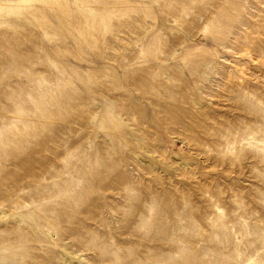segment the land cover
I'll return each instance as SVG.
<instances>
[{
    "label": "rangeland",
    "instance_id": "rangeland-1",
    "mask_svg": "<svg viewBox=\"0 0 264 264\" xmlns=\"http://www.w3.org/2000/svg\"><path fill=\"white\" fill-rule=\"evenodd\" d=\"M0 264H264V0H0Z\"/></svg>",
    "mask_w": 264,
    "mask_h": 264
}]
</instances>
